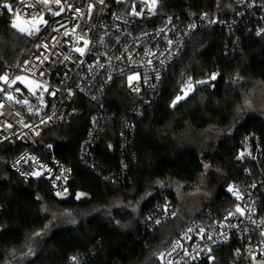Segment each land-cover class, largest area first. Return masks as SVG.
Instances as JSON below:
<instances>
[{
	"label": "trees",
	"instance_id": "trees-1",
	"mask_svg": "<svg viewBox=\"0 0 264 264\" xmlns=\"http://www.w3.org/2000/svg\"><path fill=\"white\" fill-rule=\"evenodd\" d=\"M159 1L164 11L193 9L209 16L216 14L218 1L233 3ZM229 16L226 12L219 15ZM10 18L11 13L4 9L0 53L6 62L14 63L35 47V41L13 30ZM241 37L240 45L232 47L230 33L199 25L168 71L156 100L136 120L135 133L126 146L120 141L118 116L129 115L134 101L124 78L115 80L102 107L80 100V114L43 134L54 155L72 168L69 190L90 193V201H59L48 181L25 182L0 163V264H7V258L18 264H160L159 254L184 229L183 219L196 221L208 212L220 215L233 210L236 201L226 193L229 182L259 180L257 166L238 157L245 135L253 133L260 138L263 156L259 164L264 172V117L244 112L245 96L254 82L264 83V34ZM185 80L193 83V90L175 102L183 93ZM100 111L113 116L114 122L105 123L103 131L96 133L86 161L81 153ZM228 130L231 132L225 133ZM20 151L19 145L6 143L0 147V156L13 158ZM206 163L220 172L212 201L206 206L180 201L176 185L182 184L187 191L199 190ZM127 194L139 203L137 210L118 205ZM257 194L258 217L264 219V184ZM163 197L179 207L182 218L167 219L146 231L142 221ZM43 203L68 213L46 228ZM237 246L233 240L215 249V264H233ZM254 261L249 259L250 264Z\"/></svg>",
	"mask_w": 264,
	"mask_h": 264
},
{
	"label": "built area",
	"instance_id": "built-area-1",
	"mask_svg": "<svg viewBox=\"0 0 264 264\" xmlns=\"http://www.w3.org/2000/svg\"><path fill=\"white\" fill-rule=\"evenodd\" d=\"M230 4L226 11L230 16L219 17L193 9L164 11L160 2L151 0H2L0 17L4 9L9 11L11 28L34 40L35 47L14 63L6 62L0 53V147L9 143L21 148L13 158L0 156V163L25 182L48 181L55 195L69 191L72 168L54 155L43 134L80 114V100L102 107L115 80L124 78L134 107L129 115L118 116L119 137L123 146L129 144L136 120L156 100L168 71L199 25L230 33L232 47L240 45L241 34H264V0ZM48 9L51 17L46 15ZM19 77L35 84L24 86ZM112 118L105 111L96 114L81 153L84 160L91 155L96 133L103 131L105 123L113 124ZM108 146L113 149L112 144ZM262 156L260 138L245 135L238 157L257 166L259 180L229 182L226 193L236 201L233 210L220 215L208 212L196 221L183 219L184 229L159 254L160 264H215V249L233 240L238 243L233 264L264 259V219L258 217L257 209V191L264 184ZM177 217H181L179 207L163 197L142 225L152 231ZM7 264L18 263L7 258Z\"/></svg>",
	"mask_w": 264,
	"mask_h": 264
},
{
	"label": "rangeland",
	"instance_id": "rangeland-1",
	"mask_svg": "<svg viewBox=\"0 0 264 264\" xmlns=\"http://www.w3.org/2000/svg\"><path fill=\"white\" fill-rule=\"evenodd\" d=\"M151 1L154 3L160 2L159 0H151ZM231 7H232L231 4L228 2L218 1L215 12L219 16L220 14L228 11L229 8L231 9ZM19 80L24 86H27V87H30L33 84H35L25 79V77H19ZM184 84L185 86L183 88V93L182 95L176 98L175 102H178L179 100L185 98L193 90L194 86L192 82L188 83V81L185 80ZM244 112L246 114L256 113L264 117V83L254 82L253 88L245 96ZM229 132L231 131L228 130L225 133H229ZM219 175H220V172L217 170L216 167H214L210 163H206L204 166V171L200 176L199 190H196L195 192L191 190L187 191L182 184L176 185V191L178 193L179 200L180 201L182 200L192 201L193 200V201H197L198 203L206 206L207 203L212 201L214 188L216 187V185L219 183V180H220ZM118 205L127 207L129 209H133V210H137L139 208V203L135 202L132 195L130 194H127L124 197V199L120 201ZM42 209H43L44 216L46 219V228L51 227L53 222L57 221V219H59L60 217L68 213L67 210H61L60 208H53L51 206H47L44 203L42 204Z\"/></svg>",
	"mask_w": 264,
	"mask_h": 264
},
{
	"label": "water",
	"instance_id": "water-1",
	"mask_svg": "<svg viewBox=\"0 0 264 264\" xmlns=\"http://www.w3.org/2000/svg\"><path fill=\"white\" fill-rule=\"evenodd\" d=\"M46 15L47 17H51L52 10L48 9ZM55 198L59 201H67L70 198H74L77 202H82L90 201L92 197L90 193L83 190H77L74 194L69 190L63 194H56ZM254 264H264V259H255Z\"/></svg>",
	"mask_w": 264,
	"mask_h": 264
},
{
	"label": "snow or ice",
	"instance_id": "snow-or-ice-1",
	"mask_svg": "<svg viewBox=\"0 0 264 264\" xmlns=\"http://www.w3.org/2000/svg\"><path fill=\"white\" fill-rule=\"evenodd\" d=\"M5 7H8V5H5ZM13 27H17V24H13ZM21 31H23V29H21Z\"/></svg>",
	"mask_w": 264,
	"mask_h": 264
}]
</instances>
